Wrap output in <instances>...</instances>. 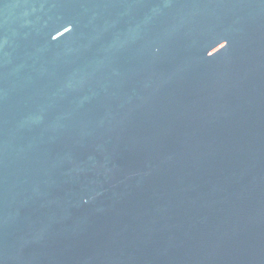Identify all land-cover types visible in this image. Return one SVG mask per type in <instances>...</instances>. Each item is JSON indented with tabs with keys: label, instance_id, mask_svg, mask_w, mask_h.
I'll return each mask as SVG.
<instances>
[{
	"label": "water",
	"instance_id": "obj_1",
	"mask_svg": "<svg viewBox=\"0 0 264 264\" xmlns=\"http://www.w3.org/2000/svg\"><path fill=\"white\" fill-rule=\"evenodd\" d=\"M0 264H264V0H0Z\"/></svg>",
	"mask_w": 264,
	"mask_h": 264
}]
</instances>
